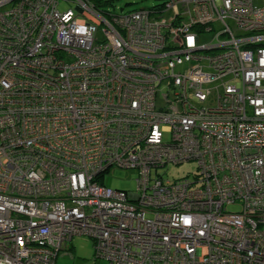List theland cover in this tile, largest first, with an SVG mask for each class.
I'll list each match as a JSON object with an SVG mask.
<instances>
[{"label": "built area", "instance_id": "2783aa9c", "mask_svg": "<svg viewBox=\"0 0 264 264\" xmlns=\"http://www.w3.org/2000/svg\"><path fill=\"white\" fill-rule=\"evenodd\" d=\"M102 9L0 0V264H264V0Z\"/></svg>", "mask_w": 264, "mask_h": 264}, {"label": "rangeland", "instance_id": "374dc122", "mask_svg": "<svg viewBox=\"0 0 264 264\" xmlns=\"http://www.w3.org/2000/svg\"><path fill=\"white\" fill-rule=\"evenodd\" d=\"M95 1V0H92ZM112 2L104 8L111 13L120 14L133 9L153 8L159 4L160 0H103ZM65 6L62 5V8ZM168 17V16H165ZM165 89H161L163 93ZM196 163L188 162L179 166L170 165L167 169L168 177L180 178L187 173L196 171ZM138 172L135 169L111 168L106 173L105 184L114 189L134 191L136 188L135 180ZM57 264H107L103 260H95L94 242L89 237H75L69 244V251L60 255Z\"/></svg>", "mask_w": 264, "mask_h": 264}, {"label": "trees", "instance_id": "16d2710c", "mask_svg": "<svg viewBox=\"0 0 264 264\" xmlns=\"http://www.w3.org/2000/svg\"><path fill=\"white\" fill-rule=\"evenodd\" d=\"M160 1H162V2H160V3L157 4V5H155V6L153 7V9H156V8L160 9V8L163 7V5H164V3H165V0H160ZM94 3L96 4L97 7H99V8H103V9H102L103 11H107L104 7H105L108 3L111 4L112 2H109V1H103V0H95ZM143 9H149V8H142L141 10H143ZM136 10H139V9L129 10L128 12L136 11Z\"/></svg>", "mask_w": 264, "mask_h": 264}]
</instances>
